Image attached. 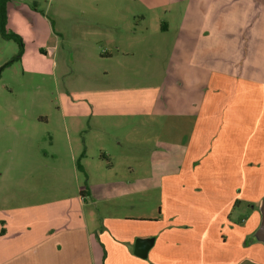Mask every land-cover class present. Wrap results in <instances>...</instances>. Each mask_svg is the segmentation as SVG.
Wrapping results in <instances>:
<instances>
[{
	"label": "rangeland",
	"instance_id": "rangeland-1",
	"mask_svg": "<svg viewBox=\"0 0 264 264\" xmlns=\"http://www.w3.org/2000/svg\"><path fill=\"white\" fill-rule=\"evenodd\" d=\"M5 30L22 44L0 33V231L8 218L46 211L44 204L58 199L79 212L80 191L98 176L93 169L102 154L115 165L108 180L139 182L141 207L158 210L159 191L151 198L146 184L181 163L174 113L196 117L203 95L196 76L173 77L168 69L171 76L163 78L174 49L175 69L199 68L206 83L214 68L221 71V86L210 84L205 104L246 102L254 123L264 115V0H10ZM112 71L126 87L120 94L100 92L116 85ZM95 90L100 100H117L120 110L131 104L157 114L116 115L92 131ZM203 132H196L186 164L210 170L221 166V156L214 131H207L205 146ZM167 142L175 145L168 156ZM127 162L136 169L129 172ZM201 180L216 178L207 173Z\"/></svg>",
	"mask_w": 264,
	"mask_h": 264
},
{
	"label": "crops",
	"instance_id": "crops-1",
	"mask_svg": "<svg viewBox=\"0 0 264 264\" xmlns=\"http://www.w3.org/2000/svg\"><path fill=\"white\" fill-rule=\"evenodd\" d=\"M207 34L202 32L203 36ZM176 51L169 58L163 78L171 76L168 69H172L173 77L196 76L203 95L196 117L191 118L194 111L174 113L177 129L181 126L182 130L181 143L176 144V149H181V163L166 168L161 181L146 184L151 198L152 190L155 194L159 191L155 205L158 210L141 207L139 182L108 180L115 165L105 164L102 154L93 169L98 176L89 184L90 193L80 194L77 201L79 212L68 199H58L44 204L46 211L10 217L6 225L3 222L0 264H264V115L254 123L246 102L226 100L205 104L210 84L214 83L215 88L221 86V71L214 68L206 83L199 68L197 74L174 68L172 55ZM109 74H113L116 85L100 92L125 91L118 74L115 71ZM97 91L89 92L91 107L98 110L91 120L92 131H100L116 115L157 114L131 104L127 111L120 110L117 100H100ZM225 91L231 92V88ZM204 109L207 111L203 112ZM212 113L218 115L209 120ZM204 114L207 118L202 117ZM210 129L214 131L213 142L220 153L221 166L209 170L187 165V155L198 145L196 132L200 136L204 130L205 146ZM255 131L262 132L256 142ZM166 147L167 156L172 155L175 145L167 142ZM255 151L259 152L257 164L253 163ZM103 153L108 155L109 151ZM126 165L129 172L136 169L134 162ZM207 173H213L216 180H201ZM192 174L194 181L189 180ZM115 190L118 191L112 194ZM139 237L154 238L146 257L135 253Z\"/></svg>",
	"mask_w": 264,
	"mask_h": 264
},
{
	"label": "trees",
	"instance_id": "trees-1",
	"mask_svg": "<svg viewBox=\"0 0 264 264\" xmlns=\"http://www.w3.org/2000/svg\"><path fill=\"white\" fill-rule=\"evenodd\" d=\"M10 0H0V33L7 38H14L22 44V38L20 35L14 32L7 33L5 30V23L7 22V4ZM20 59V55L17 57ZM84 154V153H83ZM77 166L80 170L84 171V167L81 164L80 160L77 162ZM82 196L89 194V189L85 188L80 191Z\"/></svg>",
	"mask_w": 264,
	"mask_h": 264
},
{
	"label": "water",
	"instance_id": "water-1",
	"mask_svg": "<svg viewBox=\"0 0 264 264\" xmlns=\"http://www.w3.org/2000/svg\"><path fill=\"white\" fill-rule=\"evenodd\" d=\"M153 242V237L137 238L135 243V253L138 256L146 257L150 247L153 245Z\"/></svg>",
	"mask_w": 264,
	"mask_h": 264
}]
</instances>
